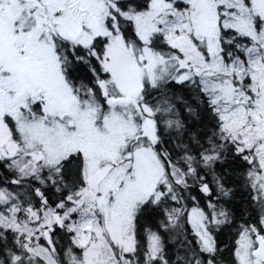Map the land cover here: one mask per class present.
I'll return each instance as SVG.
<instances>
[{
    "label": "snow or ice",
    "instance_id": "snow-or-ice-1",
    "mask_svg": "<svg viewBox=\"0 0 264 264\" xmlns=\"http://www.w3.org/2000/svg\"><path fill=\"white\" fill-rule=\"evenodd\" d=\"M0 264H264V0H0Z\"/></svg>",
    "mask_w": 264,
    "mask_h": 264
}]
</instances>
